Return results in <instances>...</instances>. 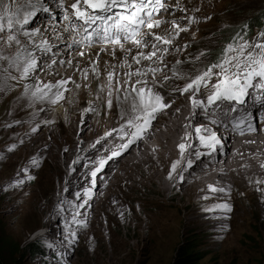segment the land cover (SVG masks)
I'll return each mask as SVG.
<instances>
[{"label":"rangeland","instance_id":"374dc122","mask_svg":"<svg viewBox=\"0 0 264 264\" xmlns=\"http://www.w3.org/2000/svg\"><path fill=\"white\" fill-rule=\"evenodd\" d=\"M161 1L164 2L165 0ZM59 2L61 3L56 5L57 8L53 7L55 9H52L51 4L55 5V0L32 1V3L40 5V10L25 26L26 29L31 31V29L44 28L43 22L50 19L56 22V30H60L62 28L61 22H64V20L60 19L62 12L59 9L68 8L71 1L59 0ZM171 2L175 3L172 8L178 11V16H174V19L170 21L162 19L163 23L160 26L162 29L158 34L163 35L166 31L171 32L172 21H175L180 29L187 30L179 31V35L174 36L172 43L166 46L168 51L163 53V59L171 55L182 57L180 60L179 58L176 61L170 60V68L178 70V73L172 75V77L168 76L167 80H164V77L156 76V82L158 84L159 82L163 83V85L162 83L161 86L159 85L157 92L169 105L175 100L176 94L180 96L192 94L187 92L181 95L178 92L179 89L184 87L185 83L206 68V64L210 61L208 56H212L213 51L227 44L236 31H240L239 29L243 25L251 23L250 20L260 10L264 9V0H171ZM2 4L15 7L20 2L13 5L11 0H0V5ZM176 4L181 5V8ZM45 8L48 11H44ZM29 10L28 7H24L20 12L21 18L24 12ZM165 12L164 10L159 11L155 16L169 14ZM263 26L264 24L258 26L250 38L252 42L258 39V33L264 32L262 30ZM181 32H185L184 37H181ZM9 34L16 35L21 42H24L22 45H27L28 50L36 46L30 39L28 40L30 37H25L22 32L12 33L7 29L0 32V36H3L5 40ZM67 35L71 38L73 33L68 31ZM74 42L76 43V47L73 48L75 51L80 50L84 45L75 36ZM55 45L56 50L64 46V44ZM96 45H98L96 40L88 44V46ZM163 47L161 46V48ZM0 50H2L0 54L11 57L17 53L18 46L15 43L8 46L0 41ZM145 50L148 51L149 48ZM38 53V56H41L40 52ZM72 56L76 57L74 53H72ZM37 62L39 63V61ZM153 67L159 68L157 73L164 70L163 66L155 65ZM2 69L0 66V97H3V102L0 101V107L3 106L2 109L6 108L4 111L6 114L4 112L3 114L0 113V250L3 248L5 259L8 258L9 260L11 258L10 256L15 251V247L20 249L33 241L34 237L43 231L47 233L48 229H51V223L56 220L53 226H56L58 231L60 229V232L56 229L51 232L50 237L38 238L40 245L45 247V243H50L54 247L53 249H49V252L46 249L44 254L38 253L35 256H32L30 252L20 256L18 250H16L13 261L15 260L17 264H174L178 249L181 247L185 249L186 243L189 244L197 240L193 249L201 256L197 258V261H194L195 264H264V215L261 212V205L257 201L252 204L253 207L249 204L238 203V207L241 206L240 209L243 211H248L251 208L257 209L256 213L258 215L251 213L253 217L250 216L248 221L240 214L243 211L237 210L234 214L231 209L230 211L220 210L200 216L199 214H193L191 209L185 207L182 202L157 196L150 186L141 187L139 190L134 191L133 189L129 190V188L123 190L124 185L122 184L120 188L116 189V196L124 198L125 207L119 213H115L110 217L106 211L101 210L99 212L102 206L98 199L99 196L96 199L93 197V195L99 193L101 198V194L105 193L107 186L101 187L97 191L93 190L91 196L85 197L83 193L86 189H89L92 183L90 181L89 186L84 185L83 190L76 192L82 193L80 200L75 199L76 193H71L73 190L64 193L66 187L62 189L61 183H63L62 180L64 181V175L70 171L73 164L72 159L74 156L77 157V153L69 151L71 159L65 157V154H68L66 142L64 141L61 147H58L51 139V131L54 130L56 137L62 138L65 131L61 130L67 129L66 122L77 114L79 120L74 121L71 125L75 128L77 126L73 138L75 142L82 141L84 133L96 124L94 120H90L93 113L99 110L108 113L112 108L120 110L119 97L126 92L118 86L117 89L119 90L116 89V94L111 98V106L107 104V99H101L105 103L101 104L100 107L93 100L92 107L90 105L87 108L91 110H84L88 98L92 99L94 91L100 92L101 90L98 77V81L93 86L94 91L91 90L87 93L78 91L80 83L76 92L70 89L63 91L64 98L55 104L35 99L31 102L21 101L20 99L15 100V96H21L23 82L19 79H11V76ZM142 71H147V67L143 66ZM165 72L169 74L167 70ZM150 82L148 81L152 85ZM7 85L9 87H6ZM5 87L6 89L10 88V94L7 93L6 96ZM19 101L22 103H19ZM46 107H49L48 115L50 116L41 117L33 122L23 121L25 117H29L33 112L42 111ZM10 109H13V111ZM262 109H264V106ZM22 115L24 117H21ZM116 116H120V113L118 112ZM118 119L119 122L123 121L121 118ZM89 122L92 123L91 126H87ZM159 123L163 122L159 121ZM19 133L25 135L21 138L24 141L27 138L26 142H22ZM89 143L90 140L85 141L84 148L88 147ZM118 144L120 143H117L116 146ZM13 145L15 147H12ZM49 147L52 151L59 152L57 158L54 159L52 155L47 153ZM95 154L100 155L97 152ZM33 160L36 161V164L32 163ZM86 169L88 170L86 174L90 173L89 170L94 171L89 168ZM115 169V167H112L104 172L101 171V177L109 176V173ZM88 176L90 177V175ZM111 179L114 180L112 176L108 177V180ZM225 191L224 194L215 195L235 194L232 189H225ZM89 198L93 201L90 206L98 208L96 214L99 213V217L94 219L95 216H91L88 220V214L83 211L80 220H84L86 226H81L73 221V216H77V209L82 207L81 205L85 201H90ZM194 198L192 197L191 200ZM235 200L238 201L236 198ZM55 203L60 206L58 208H65L60 220L54 212ZM164 206L165 208H163ZM177 208L180 212L174 211V209L178 210ZM66 212L69 213L68 216H65L67 215ZM170 212L174 215H171ZM133 213L139 215L138 217L141 219L138 222V227L133 222L128 223L126 221ZM232 214L233 217H231ZM158 215L160 217L157 218ZM50 220L52 221L48 225ZM160 220H164L163 226L168 227L171 223V227L169 226L170 228L168 227L165 231H159L161 237L156 235L158 237L156 239L151 233H148L149 231L146 232V223ZM231 220L233 221L231 222ZM174 222L177 225L176 229L174 228ZM239 223L241 225L237 226L236 224ZM237 228L238 230H236ZM234 230L238 231L235 235L232 234ZM72 231L76 233L75 238L70 235ZM65 235H67V238ZM69 240H71V243H69ZM60 243H64L62 249L57 250L60 248L58 245ZM50 253H56V258L50 256L48 258L47 256Z\"/></svg>","mask_w":264,"mask_h":264},{"label":"bare ground","instance_id":"6f19581e","mask_svg":"<svg viewBox=\"0 0 264 264\" xmlns=\"http://www.w3.org/2000/svg\"><path fill=\"white\" fill-rule=\"evenodd\" d=\"M70 1L71 2L69 5L74 2V0ZM18 2H20L19 5H27L28 0H11V4L13 5ZM60 3L61 2H59V0H55V5L51 4L52 9H55L53 7H56V5ZM161 3L167 5H164V7L159 11L164 10L166 11L165 13L169 14L155 16L159 12L158 11L153 13V19H168L169 21L174 19V16L178 14V11L172 8L175 3L171 2V0H165L164 2L161 1ZM37 6L40 7V5ZM179 8H181V5H179ZM59 10L62 12L60 19H64L66 12L69 14L71 13L70 6L68 8H62ZM69 23V21L64 19V22H61L62 28L60 30H56V22L48 19L47 22H43L45 25L44 28L39 29L35 36L28 38V40L30 39L33 43H35V48L28 50L27 45L23 44L27 51L31 52L36 57L39 63L35 72L27 79H21L17 70L10 69V76H15L16 79H19L23 82L21 96H15V100L20 99L21 101L26 100L28 102H31L34 99L41 100L35 98L32 95L33 91L38 88V86L43 89L45 84L55 85L56 82L60 80L67 81V83L63 86L64 91L66 89H70L74 90L73 92H76V90H78V85L81 83L78 91L87 93L91 90L94 91L93 86L96 84L99 77L101 90L100 92L94 91L93 98H88V102L83 109H87L90 107V105L92 107L93 100H95L97 106L100 107L101 104L105 103L104 101H101V99H111L116 94V89L118 86L122 91H125L122 86L117 85V80L124 81L127 79V76L125 75L126 73H135L137 68L142 70V67L146 66L147 62L145 61H141V63L137 65L131 59V57L136 54L138 49L130 41L124 42V48L131 49V52L127 53L122 51L119 45L105 43L97 37H93L91 41L96 40L98 45L88 46L91 41L85 40L84 34L80 32L79 29L70 28ZM160 29L162 28L154 29L153 31L158 33ZM68 31L73 33L71 38H69L67 35ZM74 36L77 39H80V42L84 44L80 50L76 49L77 51L73 49L76 47ZM184 36L185 32H181V37ZM44 42H46L47 47H40V45ZM22 43L24 42H21V44ZM55 44H64V46H62L59 50H56ZM151 50L152 49L149 48L148 51ZM19 51H24V49H19ZM38 52H40L41 56H38ZM145 52L147 51L145 50ZM72 53H74L76 57L72 56ZM16 54H14V56ZM177 58L180 60L182 57H173L171 55L168 58L163 59L160 63H154L152 66L159 65L163 66L164 69L163 72L156 73L155 75L162 78L165 76L172 77V75L177 74L178 70L171 69L169 65L170 60L176 61ZM153 59L155 60V58ZM0 66L4 69L7 65L5 62L0 61ZM165 70H167L169 74H166ZM108 73H114V77L111 81L109 80ZM138 78L140 77L133 75L130 83L134 82ZM147 79L148 81H151L150 83L152 84V87L157 92L158 87L159 85L161 86L162 82H159V84L156 82V80L153 82L151 79V74H149ZM26 85L28 86L27 90L25 88ZM109 85L112 89L111 97L108 95ZM6 87L9 86L7 85ZM6 87L5 96L7 93L10 94V88L6 89ZM52 91L54 92L55 88H53ZM187 92H191L192 94H185ZM187 92L181 94L179 91L178 93L185 95L180 96L176 94V98L170 107L165 108L156 114L155 119L152 120L150 127L147 129L142 138L136 140L120 155L111 157V159H109L111 153L116 150L118 151V145L124 142L123 140L121 141L119 135V128L123 121L119 122L117 119H122V113H127L128 111L130 98L129 100L124 99L126 93H123L122 96L119 97L118 104L121 106L119 108L120 110L112 108L108 113H104L100 110L93 113L92 119L90 120H94L96 124L92 125L91 122L87 123V126L92 125V127L84 133L82 136V141L75 142L73 138L77 126L75 128L71 125L74 121L79 120L77 114L72 119H68L66 122L65 126L67 129L61 130L65 131V134L62 138L56 137V133L54 130H52L51 139H53L58 147H61L64 141L67 144L66 150L68 151V154H65V157H71L69 151H75V153H77V162L74 164L72 169H70V171L64 175V181L62 180L63 183H61L62 189L63 187H66L64 193L68 192L69 190H73L71 193H76L79 190H83L82 188L84 185L89 186L91 174L90 177L88 176V173L86 174V172H88L86 168L95 170L97 166L99 167V161L105 160L106 163L100 169V171L97 172L89 189L91 196V191H97L98 189H101V187L107 186L105 191L106 194L102 193L101 198L99 193H97V195L95 194V196L93 195V197L96 199V197L98 198L99 196L98 199L102 205H100L101 207L99 206V212L101 210L106 211L109 213L110 217L115 215V213H119L125 207L124 198L116 196V189L120 188L122 184L124 185L123 190L129 188V190L133 189L134 191L139 190L141 187L150 186V188L154 191L153 193H155L157 196H161L163 199L167 197L172 200L182 202L184 203L185 207L191 209L193 214H199L200 216L223 210L215 207V205L221 203H228L231 206L232 212L235 214V211L237 210L241 212L243 211L240 209L241 206L238 207L239 204H249L252 206L255 201L261 205V212L264 215V167L261 166L264 165V109H262L264 106V90L259 89V95H256V93L250 94L256 96L254 99L248 98L245 101L243 104L244 109H241L242 107H240L241 111L243 112H240L238 108H235V110L230 109V112V110L226 107L218 108L217 105L207 109L202 107L194 109L189 99V97L193 95V91L189 90ZM195 96L197 99L205 100L206 102V97L204 96L202 90L200 92H196ZM257 96H260L261 100L258 101L256 99ZM2 100L3 97H0V101ZM43 100L50 102V100L47 98ZM21 101H19V103ZM225 102L226 101H222L221 103L225 104ZM2 108L3 106L0 107V113L3 114L6 108ZM245 108L249 110L248 113L245 112ZM10 110L13 111V109ZM48 110L49 107H46L42 111L40 110L33 112V114H31L29 117H25L23 121L33 122L37 121L41 117L50 116L48 115ZM118 112L120 113V116H116ZM4 114H6V112H4ZM240 114L242 116L231 127V122L236 120L235 117ZM21 117L24 116L22 115ZM3 119L1 120L3 121ZM240 119L244 120L245 123H243L241 128H236L237 122ZM159 121H162L163 123L158 124ZM248 124H251L255 130L250 131L248 129ZM195 125H204L217 132L221 139V144L217 146L215 151L209 152L205 147H202L199 144V141L194 138L193 133V136L189 137V139H192L193 141V146L186 148L184 153L181 154V151L177 146L182 142L185 144L188 143V141L185 139V133L192 132ZM233 128L234 131L232 130ZM105 133H109V135H105ZM97 135L98 137L96 138ZM19 136L21 138L25 135L23 136L22 133H19ZM21 140L22 142H26L27 138L25 141L22 138ZM87 140H90L89 146L84 148L83 144ZM117 143L120 144L116 146ZM198 150L204 153L199 158H197L195 154ZM95 152L100 153V155H96ZM47 153L52 155L54 159L59 155V152L52 151L50 147L48 148ZM126 153L128 154L124 155ZM188 160L193 161L191 166L188 165ZM173 162H177L176 169L175 171H172V178H169L168 173L172 170ZM112 167H115L116 169L109 173V176L107 175L101 177V171L104 172ZM89 172L92 171L89 170ZM181 175L183 176V179L180 178ZM110 176H112L114 180H108V177ZM257 181H260V183H257ZM209 185H213L218 190H210L208 187ZM219 189L223 190L220 191ZM225 189H232L235 194L215 195L221 193L224 194L226 192ZM238 191L239 193L236 194ZM81 194L82 193L80 192L79 197L75 196V199L80 200ZM192 197L195 198L191 200ZM235 198L238 201H236ZM89 199L90 201H85L84 204H82L83 206L77 209V219H81L83 211H85V214H88V220L91 218V216H95L94 219L99 217V213L96 214L98 208H93L90 206V203L93 201L91 198ZM163 208H165V206ZM54 209L55 215H58V220L62 219L65 208H63V211H60V208H58V203H55ZM256 210V208H251L250 210L243 211L240 214L243 216V218H245L246 221H248L250 216L253 217V215L257 214ZM174 211H179V209H174ZM251 213L253 215H251ZM68 214L69 213H67L65 216H68ZM159 215L157 218L160 217ZM168 215L170 214L168 213ZM171 215L174 214L171 213ZM138 216L137 214L135 215L133 213V215L130 216V218H128L126 221L128 223L131 221L136 227H138V222L141 220ZM231 217H233V214ZM51 221L52 220H50V222L48 221V225L51 223ZM55 221L51 223V229H48L49 231L43 237H48L49 235L51 236V232L56 229L58 231V228L53 226ZM165 221H167V219H165ZM232 221L233 220H231V222ZM163 222L164 220L148 222L146 223L147 231H145H149L148 233H151L152 236L157 239L159 236L161 237L159 231H165L171 225L170 223L168 227H165L166 225H162ZM175 223L176 222H174V225ZM236 225L238 226L241 224L239 223ZM176 226L177 225L174 227L175 229L177 228ZM236 230H238V228ZM58 232H60V229ZM235 233L237 234L238 231L236 232L234 230L232 232L233 235H235ZM156 235H158V237ZM61 236L63 235L61 234ZM66 236L67 235H65V237ZM160 240L161 238L159 241Z\"/></svg>","mask_w":264,"mask_h":264},{"label":"snow or ice","instance_id":"6c2138e0","mask_svg":"<svg viewBox=\"0 0 264 264\" xmlns=\"http://www.w3.org/2000/svg\"><path fill=\"white\" fill-rule=\"evenodd\" d=\"M177 6L179 7V5ZM24 7H28L30 10L25 11L21 18L20 12ZM163 7L161 0H74L70 5L71 13H65L64 19L70 22L69 27L79 29L84 34L85 40L91 41L93 37H97L105 43L119 45L121 50L126 53L131 52V49H125L124 42L130 41L138 49L136 54L131 57L134 63L139 65L141 61L147 62V71L137 68L135 73L125 74L127 76L126 80L116 81L117 85L124 88L126 92L124 99L129 100L130 98V103L128 104L127 113H122L123 123L119 128L120 138L124 142L119 145L118 151L111 153L109 159L120 155L136 140L142 138L150 127L152 120L155 119L156 114L170 107L164 98L148 83L147 78L151 74V79L155 82V74L159 71V68L152 65L162 62L163 53L168 51L166 46L172 43L174 36L179 35V31H186L187 29H180L179 25L172 21L171 32L166 31L161 35L153 31L160 28L163 23L162 20L153 19V13L158 12ZM39 10L37 4L32 3V0H28L27 5H16L15 7H10L8 4L0 5V32L7 29L12 33L22 32L25 37L35 36L38 29L29 31L25 26ZM43 10L48 11L47 8ZM189 19L191 20V18ZM257 35L258 39L251 43L239 35L233 37L232 42L227 43L222 49L221 56L216 63L207 65L205 69L185 83L183 88L179 89L181 94L189 90L193 91V95L189 99L194 109L198 107L207 109L222 101L242 104L250 88L264 90V32ZM0 41L8 46H11L12 43L18 46L17 54L13 57L0 54V61L5 62L7 65L3 71L8 72L10 75V69H15L19 72L21 79L31 77L38 67L36 57L27 51L14 34L7 35L6 40L3 36H0ZM161 46L164 47L161 48ZM40 47L46 48V42L42 43ZM146 48L152 50L145 52L144 49ZM19 49H24V51H19ZM133 75L140 78L130 83ZM108 77L111 81L114 73H108ZM214 77L215 82L210 83ZM11 79L14 80L16 77L11 76ZM167 79L168 77L165 76L164 80ZM66 83L67 81L60 80L55 85L45 84L43 89L36 88L32 95L41 100L47 98L53 104L58 103L64 98L63 86ZM53 87L55 88L54 92L52 91ZM25 88L27 90L28 86L26 85ZM202 88H210L209 94L206 96V102L197 99L195 96V93L200 92ZM111 94L112 89L109 85V97H111ZM256 99L259 101L261 97L257 96ZM111 103V99H108L107 104L111 106ZM243 123L245 121L241 119L237 122V125ZM248 129L250 131L255 130L251 124H248ZM193 133L199 144L209 152L215 151L217 146L221 144L220 137L212 128L195 125L192 132L185 133V139L188 143L182 142L177 146L181 154L184 153L186 148L193 146L192 139H189L193 136ZM105 135H109V133H105ZM12 147H15V145ZM195 154L199 158L204 153L198 150ZM32 163L36 164V161L33 160ZM105 163V160H100L99 167L95 168L91 175L95 177ZM176 163L173 162L172 164V170L168 173L169 178H172V171H175ZM192 163V160H188L189 166ZM261 166L264 167V165ZM180 178L183 179V176L181 175ZM257 183H260V181H257ZM208 187L212 191L218 190L213 185ZM219 190L222 191L223 189ZM83 195L88 197L90 189H86ZM76 196L79 197L80 193H76ZM58 207L60 206L58 205ZM215 207L225 211L231 209L228 203H221L215 205ZM60 211H63L62 207ZM73 221L81 226H86V222L77 219L76 216H73ZM70 235L75 238L76 233L72 231ZM69 243H71V240H69ZM51 246L49 244V247Z\"/></svg>","mask_w":264,"mask_h":264},{"label":"trees","instance_id":"16d2710c","mask_svg":"<svg viewBox=\"0 0 264 264\" xmlns=\"http://www.w3.org/2000/svg\"><path fill=\"white\" fill-rule=\"evenodd\" d=\"M253 20V21H252ZM251 23L247 24V25H243V27L241 29H239L240 33L238 32L237 34H244L247 33L246 35L248 36L249 34H251V31L253 30L254 26H262L264 24V9L260 10L258 12V14L250 20ZM222 52V49H218L213 51L211 54V58H213V56H220V53ZM218 239V238H217ZM195 240V239H192ZM197 243V240H195L194 242L191 243H186L185 249L184 248H179L177 253H176V258L174 260V264H195L194 261H197L198 257L201 256V254H199L198 252H194V246ZM40 241L39 239H34L33 241L29 242L26 246L22 247V248H16L15 247V251L18 250V254L20 256H23L26 252H30V254L32 256H35L36 254H40L43 253L42 251V245H40ZM14 252L11 254V258L8 260L5 259V256L3 255V248L0 250V264H17V262H15V260L13 261V257Z\"/></svg>","mask_w":264,"mask_h":264},{"label":"clouds","instance_id":"9594fccd","mask_svg":"<svg viewBox=\"0 0 264 264\" xmlns=\"http://www.w3.org/2000/svg\"><path fill=\"white\" fill-rule=\"evenodd\" d=\"M38 237H39V236H35L34 239H38ZM217 238H218V237H217ZM34 239H33V240H34ZM43 243H45V242H43ZM64 243H65V242H64ZM64 243H60V244H58V245L60 246V248L57 249V250H61V249H62V245H63ZM48 244H50V243H48ZM48 244H45V247H49V246H47ZM43 247H44V245L42 246V251H43V253H40V254H44L45 251H46V248H45V247L43 248ZM51 248L53 249L54 247L51 246ZM49 256H50V257H53V258H56V253H55V254H52V253H51V254L48 255L47 257L49 258ZM49 261L51 262L50 259H49Z\"/></svg>","mask_w":264,"mask_h":264}]
</instances>
